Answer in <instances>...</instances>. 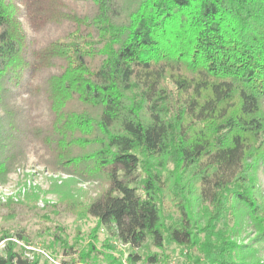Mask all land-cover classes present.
I'll return each instance as SVG.
<instances>
[{
	"label": "trees",
	"instance_id": "16d2710c",
	"mask_svg": "<svg viewBox=\"0 0 264 264\" xmlns=\"http://www.w3.org/2000/svg\"><path fill=\"white\" fill-rule=\"evenodd\" d=\"M30 156L73 177L58 205L95 219L82 264H100L99 226L192 264H264V0H0V183ZM13 237L0 264H37Z\"/></svg>",
	"mask_w": 264,
	"mask_h": 264
},
{
	"label": "rangeland",
	"instance_id": "374dc122",
	"mask_svg": "<svg viewBox=\"0 0 264 264\" xmlns=\"http://www.w3.org/2000/svg\"><path fill=\"white\" fill-rule=\"evenodd\" d=\"M18 169L22 170L24 175L17 174ZM258 177L259 184L264 190L263 173L259 172ZM69 178L73 177L69 174L51 172L30 156L25 165L17 167L8 175L6 182L0 183V194H5L4 198H7L3 201L4 203L0 199V205H2L0 207V237L3 232L14 236L10 240L25 249L21 255L22 260H27L28 263L35 260L37 264H82L78 259L81 258V252L87 248V242L90 240L89 234L95 228L96 222L92 216L77 218L73 213L65 210V207L58 205L57 194L52 191L53 185H60L61 181ZM20 186H25V189ZM71 187H75L88 197H95L101 190L97 182L78 179L74 180ZM22 190H25V194L21 193ZM11 191L21 194L7 193ZM32 193H38L39 196L34 207H29L24 202L27 195ZM6 204H10V206H5ZM224 224L234 226L232 220H221L217 224V228L223 227ZM56 226L63 230V237L68 245L77 241L79 246L71 249L68 246L66 248L59 245L51 246L54 242L53 233ZM234 227L236 231L233 238L238 243L248 242L251 237L249 229L244 224ZM95 234L96 252L90 257H95V260L100 264H118V261L110 262V255L119 259L120 264H150L148 260L144 259V256L154 253L158 254V259L164 264H192L186 257L185 250L181 251L174 244H169L161 250L148 240L141 248H130L115 243V239L104 226H99ZM18 235H21L23 239L17 240ZM105 242H108L110 248L104 246ZM3 248L4 241L0 240V256L3 255ZM128 252L141 254L142 260L135 263L128 262L125 258ZM261 257L264 258L263 252ZM91 260L93 261V258ZM91 260L87 264H91Z\"/></svg>",
	"mask_w": 264,
	"mask_h": 264
},
{
	"label": "built area",
	"instance_id": "2783aa9c",
	"mask_svg": "<svg viewBox=\"0 0 264 264\" xmlns=\"http://www.w3.org/2000/svg\"><path fill=\"white\" fill-rule=\"evenodd\" d=\"M17 174H22V175H24L23 174V172H22V170H20V169H18V173ZM20 187H23L22 189H25L24 187L25 186H20ZM18 188V187H17ZM7 193H10V194H14V193H16V194H21V193H23V194H25V190H22V192L20 193V192H14V191H11V192H7ZM4 195L5 194H0V199H1V201H2V203H4L3 201H5L7 198H4Z\"/></svg>",
	"mask_w": 264,
	"mask_h": 264
}]
</instances>
